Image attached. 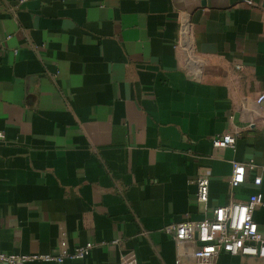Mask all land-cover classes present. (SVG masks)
<instances>
[{
  "label": "crops",
  "instance_id": "0c3cea01",
  "mask_svg": "<svg viewBox=\"0 0 264 264\" xmlns=\"http://www.w3.org/2000/svg\"><path fill=\"white\" fill-rule=\"evenodd\" d=\"M263 88L264 0H0V250L193 264L165 227L204 217L205 169L208 208L260 190ZM232 161L253 163L235 188Z\"/></svg>",
  "mask_w": 264,
  "mask_h": 264
},
{
  "label": "built area",
  "instance_id": "2783aa9c",
  "mask_svg": "<svg viewBox=\"0 0 264 264\" xmlns=\"http://www.w3.org/2000/svg\"><path fill=\"white\" fill-rule=\"evenodd\" d=\"M264 101V88L257 95L256 102ZM0 137L2 133L0 132ZM214 146L234 147L235 136L223 134L213 139ZM252 162L232 161L230 185L235 188L244 182L247 168ZM211 171L205 169L195 180L196 200L204 205L205 215L197 221L173 222L165 227V231L176 243L195 242L192 251L193 264H216L221 253L231 255L253 256L264 259V226L259 227L254 217L257 208H264V168L253 178L259 191L251 193L246 200L231 202L208 208L209 183ZM119 239L113 240L114 243ZM94 244L87 241L84 244L69 249L66 242H60L59 251L50 253H8L0 250V264H26L30 261L62 263L67 259L80 260L85 258ZM119 264H138L133 253L121 257Z\"/></svg>",
  "mask_w": 264,
  "mask_h": 264
}]
</instances>
